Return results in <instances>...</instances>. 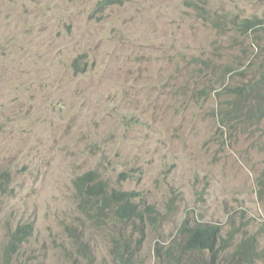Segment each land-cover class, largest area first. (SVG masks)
<instances>
[{
	"label": "rangeland",
	"instance_id": "1",
	"mask_svg": "<svg viewBox=\"0 0 264 264\" xmlns=\"http://www.w3.org/2000/svg\"><path fill=\"white\" fill-rule=\"evenodd\" d=\"M260 95L264 0H0V252L31 226L10 264H117L115 238L136 264L205 263L179 250L186 222L221 228L218 264H264ZM88 171L155 224L89 221L72 184Z\"/></svg>",
	"mask_w": 264,
	"mask_h": 264
},
{
	"label": "trees",
	"instance_id": "2",
	"mask_svg": "<svg viewBox=\"0 0 264 264\" xmlns=\"http://www.w3.org/2000/svg\"><path fill=\"white\" fill-rule=\"evenodd\" d=\"M104 4L100 3V6ZM188 5L195 6L191 2ZM261 25L262 21L254 17L243 21L240 24V28L252 30L258 29ZM260 89L262 87L259 85L239 87L235 89V95H252ZM260 99L264 100V95H260L256 99V105L252 106L251 115L253 117H257L256 113L261 112L262 102ZM254 109L256 112H254ZM73 188L75 190L78 209L89 221L97 226L106 225L110 221L113 222V226L120 224L129 229L132 224L137 226L136 223L131 222L132 218L139 220L142 224H149L151 226L155 224L156 211L154 208L148 206L142 208L135 202V194L111 188L94 171L76 177L73 180ZM31 230V226H19L14 232L8 234L6 248H4L3 252H0V264L11 263L21 244L30 236ZM178 233L183 239V242L179 246L180 252L206 253L209 257L202 264H218V253H221V244L223 242L221 239V228L219 226L215 224H187L184 222L180 226ZM252 244H254V239L251 240V243L247 242L243 244V248L251 247ZM171 250L166 252L162 248L156 249V254L159 258H162L164 264H177L175 255L172 256L171 263L168 261ZM112 254L117 264H136L130 260L131 257L136 255V251L129 245V238L113 239ZM242 254L240 246H238L233 256ZM249 256H252V253L246 255V257ZM2 258L3 262L1 261Z\"/></svg>",
	"mask_w": 264,
	"mask_h": 264
},
{
	"label": "clouds",
	"instance_id": "3",
	"mask_svg": "<svg viewBox=\"0 0 264 264\" xmlns=\"http://www.w3.org/2000/svg\"><path fill=\"white\" fill-rule=\"evenodd\" d=\"M107 4H108V6H110L111 4H112V1H105ZM88 172H91V171H88ZM88 172H85V173H88ZM85 173H83V174H85ZM96 173V172H95ZM83 174H81V175H83ZM80 176V175H79ZM78 177V176H77ZM76 178V177H75ZM74 178V179H75ZM72 184H73V182H72ZM75 191V190H74ZM75 198H76V195H75ZM131 222L132 223H136L137 224V229H136V231H141V232H143L144 233V230H145V228H147V226H151V225H149V224H142V223H140L139 222V220H137V219H135V218H132L131 219ZM196 224H198V223H196ZM143 230V231H142Z\"/></svg>",
	"mask_w": 264,
	"mask_h": 264
}]
</instances>
